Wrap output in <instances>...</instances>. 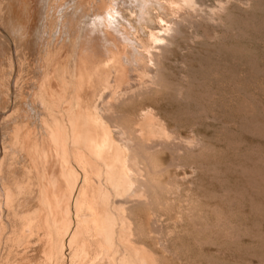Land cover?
Returning <instances> with one entry per match:
<instances>
[{"label":"rangeland","instance_id":"obj_1","mask_svg":"<svg viewBox=\"0 0 264 264\" xmlns=\"http://www.w3.org/2000/svg\"><path fill=\"white\" fill-rule=\"evenodd\" d=\"M99 1L0 0V113L13 112L26 133L33 132L43 113L54 111L61 118L64 111V103L43 102L40 91L61 89L67 99L81 53H102L104 45L97 43L82 50ZM146 1L145 15L154 20L146 18L149 27L138 34L141 55L136 52L135 62L127 55L122 58L128 70L120 88L132 91L121 100L110 96L112 112L103 110L108 112L103 114L106 124L116 120L124 126L125 137L130 134L122 143L124 151L131 145L128 152L136 149L145 166L143 177L149 185L153 182L146 187L154 204L150 199L129 206L127 214L135 218L131 225L140 232L138 239L155 249L157 264H264V0ZM152 13L165 16L169 34L164 25L153 28L158 20ZM152 30L164 36L163 43L154 46ZM107 31L121 44L117 30ZM95 34L92 29V42ZM110 80L107 92L116 88L112 76ZM54 124L49 135H42L57 141L63 131ZM33 133L27 136L36 145L41 134ZM17 154L8 153L1 166L5 185L13 183L12 192L25 184H51L42 172L41 153ZM76 169L69 182L75 183L77 176L81 183L86 174L92 193L91 164L80 161ZM153 222L156 234L149 231ZM4 244L0 256H9L0 264H9L14 251L9 241ZM52 254L51 264L58 263V251Z\"/></svg>","mask_w":264,"mask_h":264},{"label":"bare ground","instance_id":"obj_2","mask_svg":"<svg viewBox=\"0 0 264 264\" xmlns=\"http://www.w3.org/2000/svg\"><path fill=\"white\" fill-rule=\"evenodd\" d=\"M97 4V10L95 7L96 13L90 19L89 31L84 36L89 41L85 40L83 46H81L83 50L89 43L104 45L102 53H81L77 70L75 69L76 73H74L75 70L71 72L74 73L71 74V78L74 75V80L71 94L67 99H63L67 91L64 93L61 89L40 91L43 102L64 103V111L59 115L61 118H58L54 111V113L49 112V116L43 113L40 118L41 121L39 120L40 123L36 121L32 130L35 133L37 132L36 135L32 136L38 137V133L41 134L40 140H38L40 137L34 139L38 140V142L35 141V145V143L29 141L27 136L29 133L23 131L22 127L24 125L13 120V117L16 116L13 112L7 113L8 111L4 110L0 113V128L2 131L0 137V153H2L0 159V248L5 245V241L10 242L9 250L13 249L14 257L10 256V260L11 257L12 260L9 264H51L52 252L56 250L58 251L57 260L59 264H157V252L154 248L148 246L149 244L147 247L138 239L140 232L133 229L135 224L131 225L130 219L132 216L129 217L127 214V210L132 204L135 206L136 203H139L138 205L143 203L142 205H144V202H149L150 199L151 203L153 202L152 199L154 198L149 196L151 191L149 189V194L146 187L149 184L143 177L144 172L142 170L145 166L142 168L140 165L141 158L135 152L136 149L128 152V150H132L130 149L132 145L128 147L127 151H124L126 145H122V143L124 139L128 138L127 140H129L130 137V134L129 137H125L124 126L117 124L116 120L108 124L104 120L106 117L104 115L112 112L110 106H108L109 97L113 96L120 99L132 91V89L120 88L127 79L126 71L128 70L123 65L126 60L122 62V58L127 55L128 59L129 57L133 58L132 61L135 62L134 58L136 60V52L140 46L138 34L144 27H149L146 18L152 20L154 18L145 15L149 11L146 0H100ZM154 17L157 18L158 25L153 28L156 30L164 25L163 27L168 32L171 25L168 24L165 16L156 14ZM110 27L117 30V35L122 38L121 44L109 36L111 34L108 33L107 28ZM92 29L96 33L95 42H92ZM153 30L150 32V38L155 46L165 38H162L164 36L161 37ZM153 48L156 49V47ZM151 49L148 48L146 51L148 59L149 57L152 58V56H148L151 54ZM73 52L75 51L73 50ZM139 53L141 52L139 51ZM138 58H141V56ZM128 64L126 63L130 68V64ZM74 66L73 68H76ZM111 76L116 88L114 90L110 88V91L107 92L106 87L111 81ZM107 108L110 109L105 110ZM103 110L108 112L104 114ZM148 116L152 122L154 115L149 113ZM37 124L41 125L40 128L36 127ZM53 124L62 128L63 135L61 139L57 137L61 144L57 143L58 140L56 141V139L53 141L44 137L45 133L49 135L53 130ZM27 125L25 124V128ZM139 130L142 131L143 128ZM28 131H30V128ZM140 137L142 136L140 135ZM151 139H156V137H151ZM52 142L55 144L52 145ZM31 151L32 153H41L43 160L45 159L41 162L40 157L39 161L44 168L42 172L46 173L47 180L51 184L35 187L25 184V187H22L23 185L18 186L17 193L12 192L9 188L13 186V183L9 185L10 187L5 185L6 180L2 175L1 166L5 162L8 153H13V155L18 153L19 158L29 156ZM53 151H56V153H53ZM53 155L57 156L55 160ZM80 161L82 163L87 162L92 166V193L89 186L86 185L89 181L86 174L82 175L81 183H79L80 181L77 182V176L75 183H70L67 178L76 175V168ZM40 181L42 180L40 179ZM152 183L149 186H152ZM151 188L155 190V187ZM22 190H26V192L20 195L23 192ZM18 194L20 196L15 197ZM37 198L39 199L38 202L35 201ZM33 201L36 202V206ZM84 204L87 207L83 212L80 207ZM151 209L152 212L155 211L152 207ZM152 214L155 218L156 214ZM133 219L135 220L134 217L131 220ZM152 220L157 222L156 219ZM155 222H153L149 231L156 234ZM25 234L28 237L35 236V241L24 239ZM34 245L38 246L33 247ZM5 253L7 252L5 251ZM4 256L8 257L9 254H3L0 259Z\"/></svg>","mask_w":264,"mask_h":264}]
</instances>
